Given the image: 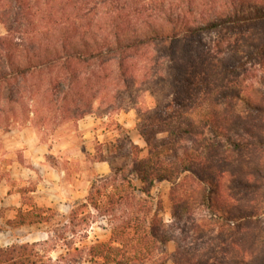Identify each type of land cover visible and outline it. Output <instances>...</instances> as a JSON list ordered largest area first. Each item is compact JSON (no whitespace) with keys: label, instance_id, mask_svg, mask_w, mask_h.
Masks as SVG:
<instances>
[{"label":"trees","instance_id":"trees-1","mask_svg":"<svg viewBox=\"0 0 264 264\" xmlns=\"http://www.w3.org/2000/svg\"><path fill=\"white\" fill-rule=\"evenodd\" d=\"M0 25L6 30L0 36V106L16 103L19 94L32 103L41 89L53 90L48 102L57 111L68 113L72 106L74 118L81 117L93 109L108 83L128 76L141 58L149 63L151 51L164 63L159 69L162 82L152 88L162 96H156L153 108H136L137 131L147 155L140 157L142 149L128 137L110 143L109 155L94 160L107 162L108 173L92 171L85 197L74 202L68 215L37 206L26 196L34 187L17 188L22 203L15 218L7 221L9 226L52 224L56 216L74 233L76 222L87 227L101 218L109 238L85 246L89 264H154L163 260L159 257L169 241L177 244L174 256L180 252L175 230L181 221L189 220L195 230L207 227L192 217L197 206L220 223L218 229H225L221 241L229 246L231 239L243 240L236 236L239 221L249 228L256 225L254 210H236L228 192H255L258 170L237 167L242 174L237 176L227 166L232 152L260 144L246 118L264 119V77L252 92V85L243 81L251 74L245 63L264 53V0H0ZM239 28L252 31L242 50H214L217 43L212 49L204 38ZM44 73H49L48 80ZM36 77L38 83L27 84ZM196 95L211 105L201 108L197 120ZM237 103L246 110L245 121L233 111ZM221 106L224 113L215 108ZM232 117L238 120L233 123ZM240 129L248 137L236 140ZM159 182L169 185L170 223L164 221L162 202L153 193ZM66 225L56 226L55 236L48 232L45 243L64 241ZM244 237L248 247L241 264H264L259 234L251 231ZM37 245L0 246V264H37L42 258ZM187 259L191 264L193 259Z\"/></svg>","mask_w":264,"mask_h":264},{"label":"rangeland","instance_id":"rangeland-1","mask_svg":"<svg viewBox=\"0 0 264 264\" xmlns=\"http://www.w3.org/2000/svg\"><path fill=\"white\" fill-rule=\"evenodd\" d=\"M251 33L252 31L249 32L247 28H239L220 34H208L204 38L212 49L214 43H217L214 50L219 49V46H224L225 50L231 53L245 48L246 39L251 37ZM255 33L261 34L259 30ZM3 35H6V30L3 25H0V36ZM155 51H151L149 63L141 58L135 63L134 71L128 76L108 83L107 87L99 92L93 109L81 117L74 118L76 114L74 113L75 109L71 108L72 106L67 107L68 113L57 111L53 103L48 102L55 94L53 90L48 93L41 89L40 94L36 95L35 101L32 103L29 98L21 97L22 95L19 94L16 103L1 104V196L15 193L20 187H34L35 191L26 196L31 197L37 206L48 207L63 215H68L74 202L85 197L92 171L95 170L101 175L109 171L107 162H95V158L108 156L106 148L117 138L124 140L125 137H128L131 141L135 140L139 136L136 108H153L156 104V96H162L163 93L159 91L155 95L152 89L160 86L158 84H161L162 78L159 69L164 67V63L161 62V64L156 59L158 55ZM144 61H146V67ZM244 67L248 71L250 70L251 74L247 78L244 77L243 85L251 84L250 91L252 92L258 88V78L264 77V53L262 58L251 59L245 63ZM43 78L48 80L49 73H44ZM39 80L36 77L28 81L27 84L31 85L30 83L33 82L36 84ZM42 83L48 86L46 81ZM239 88L245 92L243 86ZM194 99L193 107L197 108L194 118L197 120L198 117H201V108H210L211 105L204 104L201 96L196 95ZM215 108L216 110L220 109L223 113L225 111L223 106ZM233 111L245 121L246 110L242 105L237 103ZM178 113L180 114V112ZM172 114H174L173 110ZM232 119L233 123L238 120L233 117ZM246 119V124L252 126L251 132L259 137L260 144H252V147L232 152L233 157L229 159L227 167L229 170H234L233 173L237 176L242 175L240 170L236 169L237 167H240L243 172H248L250 168H256L258 175H255V178L259 185L255 192L248 194L237 189H229V195L224 194L227 191L222 193L228 195V201L236 207V210H254L256 225L249 228L245 221H239L236 227V232H238L236 236L240 234L243 240L231 239L228 244L233 243L229 246L221 241L225 229H218L216 225L220 223L214 222L202 206H197L192 217L195 218L196 223L200 224L201 221L202 224L207 223V227L204 230H195L189 225V220L181 221L178 229L175 230V234L180 238L178 242L181 248L180 252L178 251V254L174 256L177 244L174 241H169L164 247V255L159 257L163 260L154 264H189L187 257L193 259L191 264H241L242 257L248 247L247 237L244 236H248V233L253 231L259 234L261 240L264 241V119L261 117L259 120H256V117L250 120ZM237 132L238 135H234L236 140L248 137L242 129ZM142 146L144 147L139 156L145 157L147 155L146 144L143 143ZM216 168L218 169V167ZM229 172L232 171L227 173ZM223 175V181L228 179L226 173ZM168 190V183L159 182L153 193L162 202L161 215L164 221L170 223L171 204L168 199ZM17 201L21 205L20 195L19 198L9 199L10 207H4V205L0 207V246L15 242L29 244L37 242L35 250L42 255L37 264H89L85 257V246L96 240L107 241L109 238L106 221L101 218H97L87 227L76 222L74 233L70 231L72 227H67L64 218L60 221L56 216L53 218L52 224L11 227L7 223L11 212L7 211L15 209L11 204H15ZM24 203V208H28L29 202L26 200ZM57 223L59 225H56ZM64 224L66 225L64 241H57L55 245L53 241L45 243L50 234L55 236L56 226L60 227ZM67 248L70 251L68 255ZM74 248H78V250L75 251ZM181 251L187 253V257L185 255L181 257ZM215 258L217 259L215 260ZM206 259L209 260L207 263H205Z\"/></svg>","mask_w":264,"mask_h":264},{"label":"crops","instance_id":"crops-1","mask_svg":"<svg viewBox=\"0 0 264 264\" xmlns=\"http://www.w3.org/2000/svg\"><path fill=\"white\" fill-rule=\"evenodd\" d=\"M132 142L134 143V144H136L137 146H139L141 149L144 147V146H142L143 145V143H144V141H143V139L140 137V136H138V137H136V139L135 140H132ZM145 144V143H144ZM100 162H102V161H100ZM104 162V161H103ZM93 171H95V170H93ZM95 173L96 174H98L96 171H95ZM108 173V172H107ZM98 175H101V174H98ZM105 175V174H104ZM35 191V190H34ZM33 191V192H34ZM32 193V192H31ZM5 194H7L6 192H5ZM19 193L17 192V190L15 191V193H11V194H8V195H4V196H1V194H0V207H2L3 205H4V207H10L9 206V199L10 198H13V199H16V198H19ZM21 197V196H20ZM7 203V204H6ZM13 207H15V209H9L7 212H11L10 214H9V216H8V218H9V220H11V219H14L15 218V216H16V210H17V208H19L21 205H20V203L17 201L15 204H11ZM37 205V204H36Z\"/></svg>","mask_w":264,"mask_h":264}]
</instances>
